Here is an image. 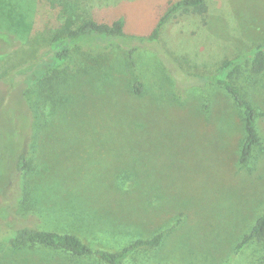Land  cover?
Listing matches in <instances>:
<instances>
[{
  "label": "rangeland",
  "instance_id": "obj_1",
  "mask_svg": "<svg viewBox=\"0 0 264 264\" xmlns=\"http://www.w3.org/2000/svg\"><path fill=\"white\" fill-rule=\"evenodd\" d=\"M167 1L0 0V264H103L1 240L24 226L107 251L165 231L124 264H264V241L233 255L264 214V72L235 81L259 113L247 164L240 110L196 77L264 45V0H204V17L178 12L150 42ZM117 20L123 36L87 35L50 58L83 22ZM47 65L57 72L26 87Z\"/></svg>",
  "mask_w": 264,
  "mask_h": 264
},
{
  "label": "trees",
  "instance_id": "obj_2",
  "mask_svg": "<svg viewBox=\"0 0 264 264\" xmlns=\"http://www.w3.org/2000/svg\"><path fill=\"white\" fill-rule=\"evenodd\" d=\"M206 5L204 0H173L167 1L165 13L159 18L155 27L146 36V40L154 42L159 36V32L163 24L178 12H186L191 10L194 14L204 17L206 14ZM123 22L121 20L114 21L111 25L97 23L95 21L83 22L79 27L71 30L66 36L56 38L52 41L54 48L50 58L52 60H61L69 51L68 42H73L77 46L76 41L81 37L97 34L102 36H123ZM59 66L47 65L36 78L30 75L29 86L44 83L51 74L57 72ZM33 68L30 70L32 71ZM20 72V71H19ZM264 72V45L258 44L253 46L249 51L236 55L231 59L223 61L212 73L197 75L201 79L202 84L214 85L222 89L234 101L240 110L244 137L241 140L239 163L247 164L254 152V149L261 145V138L256 131V119L259 115L258 110L241 94L237 88L236 79L244 73L250 76H257ZM143 85L139 79H135L132 84V93L135 96H141ZM29 103V102H28ZM31 111L34 106L29 104ZM35 116V115H34ZM37 120V116L34 117ZM34 120V121H35ZM36 123V122H35ZM17 163L19 171L26 170L27 163ZM5 229L0 228V238L4 234ZM13 234L1 239L7 244L15 247L20 246H43L52 249H59L68 252L74 256L93 255L103 264H124L125 260L137 250L142 248L155 249L158 248L165 234V231L158 232L151 238H139L124 245L117 251H107L103 249H92L88 244L83 242L77 235L72 233H58L54 231H46L35 227H16ZM252 241H264V214L261 215L251 228V230L242 236L241 240L236 244L233 255L237 254L242 248ZM223 264H229L227 260Z\"/></svg>",
  "mask_w": 264,
  "mask_h": 264
}]
</instances>
